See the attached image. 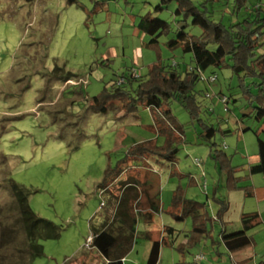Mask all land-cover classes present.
Listing matches in <instances>:
<instances>
[{
  "label": "rangeland",
  "instance_id": "rangeland-1",
  "mask_svg": "<svg viewBox=\"0 0 264 264\" xmlns=\"http://www.w3.org/2000/svg\"><path fill=\"white\" fill-rule=\"evenodd\" d=\"M191 1L227 26L252 18L256 5L264 9V0H245L238 9V0ZM147 11L172 24L170 33L150 45L151 37L137 25ZM190 22L175 0L162 9L161 0H0V263L18 260L24 241L9 210L13 195L8 180L13 179L32 191L28 196L32 210L55 225L38 226L43 255L27 256V264H79L81 259L101 264L102 257L86 244L92 235L89 219L106 203L99 185L106 169L117 166L131 145L154 138L155 133L142 126L153 122L148 108L125 113L121 103L112 100L105 112L96 111L92 97L118 77H129L133 69L137 79L144 78L158 61L183 71L197 46L187 43L170 49L164 42L182 26L188 33L200 34ZM211 71L217 74L214 82L199 78L196 83L202 101L198 115L218 128L213 138L216 148L230 165L242 166L238 175L243 174L257 157L256 136L248 128L262 130L264 124L239 94L231 69L211 66L204 74ZM222 94H233L236 101L226 107L219 99ZM171 106L184 124L175 166L152 156L127 161L111 186V193L120 194L128 180L141 178L147 162L160 172L162 210L150 223H138L140 232L124 264H145L150 238L160 239L164 232L160 264H232L230 253L216 242L225 223L207 221L210 236L181 254L177 247L186 241L191 218L175 219L170 213L177 189L186 198L206 203L212 217L226 208L224 220L261 221L251 231L252 249L255 261L264 262V174L249 177L253 195L230 189L218 151L199 136L198 122H189L179 103ZM195 157L201 166L193 162Z\"/></svg>",
  "mask_w": 264,
  "mask_h": 264
},
{
  "label": "trees",
  "instance_id": "trees-1",
  "mask_svg": "<svg viewBox=\"0 0 264 264\" xmlns=\"http://www.w3.org/2000/svg\"><path fill=\"white\" fill-rule=\"evenodd\" d=\"M171 1L173 0H161V9L167 7ZM175 1L182 6L185 16H190V24L198 26L201 32L191 34L182 26L176 36L166 40L164 45L170 49L187 43L197 46L193 51L191 64L180 71L177 67L158 61L152 65L144 78L137 79L131 71L129 77L125 78L126 83L118 85L115 81L110 88L104 86L100 94L92 97L91 106L96 111L105 112L112 100H118L125 113L136 111L140 106L148 108L153 122L142 126L155 133L154 138L131 145L117 166L106 169L104 179L99 185L106 194V203L101 212L90 217L89 227L92 232L90 247L102 257L101 264H124V258L132 250L140 232L138 223H150L152 215L160 214L162 210L160 172L146 160L152 156L162 164L167 162L171 167L175 166L180 151L178 144L184 141V124L180 123L174 114L171 106L173 102L179 103L187 110L189 122H198L200 126L199 136L218 151L217 157L222 160L230 189L242 190L248 196L253 195L255 187L248 182L249 177L264 174V129L248 128L252 129L256 136L257 157L254 162H249L245 173L238 175L244 168L240 165H230L229 158L221 149L216 148L218 145L213 141L218 128L199 118L202 101L198 98L195 88L199 71L204 72L211 66L229 67L237 77L239 94L253 106L255 119L264 124V9L261 5H256L253 7L252 18L244 17L227 26L215 20L191 0ZM244 2L245 0H238L236 9ZM137 25L151 37L149 45L157 43L161 35L172 31V24L152 11L140 15ZM227 98L226 107L231 100L236 101L233 94ZM159 138H162L161 143L158 142ZM143 158L146 159L147 165L143 166L141 178L138 181L128 180L120 194L111 193V186L125 170L124 164ZM8 187L13 195L12 205L9 207L13 213V223L24 233V241L18 252L20 258L12 261V264H27V256L43 255V245L39 243L36 235L38 226L43 224L54 228L55 225L32 210L28 202V196L32 193L30 189L13 179L8 180ZM223 203L227 204V201ZM225 210L226 208H221L217 215L212 217L206 203L186 198L181 190H175L170 213L175 219L186 216L191 218V228L187 231L186 241L177 247L182 255L210 236L207 221L224 224ZM257 224V221L247 223L243 228L231 231L220 229L216 242L222 243L230 253L232 264H254V234L251 231ZM150 240L145 264H157L161 242L159 238ZM87 260L81 259L79 264H90Z\"/></svg>",
  "mask_w": 264,
  "mask_h": 264
},
{
  "label": "built area",
  "instance_id": "built-area-1",
  "mask_svg": "<svg viewBox=\"0 0 264 264\" xmlns=\"http://www.w3.org/2000/svg\"><path fill=\"white\" fill-rule=\"evenodd\" d=\"M132 74H133L134 76H136V75H137V71H136L135 69H133V70H132ZM198 74H199V78H201V79H205V80H206L207 82H209V83H210V82H214V81L217 79V74H216V73H210V74H208V75H205L204 72L199 71ZM116 83H117L118 85H121V84L126 83V79H125V77H123V76L118 77V79L116 80ZM206 96L208 97L209 94H206ZM219 99H220L223 103H226L227 100H228L227 96L224 95V94L219 95ZM224 146H225V145H224ZM193 162H194L197 166H201V162H200V159H199V158H197V157L193 158ZM89 239H90V241H87V242H86V244H87L88 246H90V243H91V237H89ZM201 257H202L201 255H197V259H198V260L201 259Z\"/></svg>",
  "mask_w": 264,
  "mask_h": 264
},
{
  "label": "crops",
  "instance_id": "crops-1",
  "mask_svg": "<svg viewBox=\"0 0 264 264\" xmlns=\"http://www.w3.org/2000/svg\"><path fill=\"white\" fill-rule=\"evenodd\" d=\"M255 160H256V158H255ZM155 215H159V214H155ZM155 215H152V220H153V218L155 217ZM224 220V219H223ZM258 222V224H257V226L258 225H261V221H257ZM224 223L225 224H228L229 225V223H230V226H228V225H224L222 228L224 229V230H226V231H231V230H237V229H241V228H243V226L245 225V224H247V223H251V222H240L239 220H234V219H230V218H227V220H224ZM140 231V230H139ZM142 233V232H141ZM143 234V233H142ZM160 239H162V240H164V239H167V236L165 235V232L164 233H162V235H161V238ZM151 241V240H150ZM160 242H161V240H160ZM167 243H169V240H167ZM150 245H151V243H150ZM161 247H162V243H161ZM150 249V248H149ZM160 253H161V248H160ZM159 259H160V254H159ZM253 262H254V264H264V262L263 261H260L259 263H257L256 261H255V259H254V257H253ZM157 264H160V262H159V260H158V263Z\"/></svg>",
  "mask_w": 264,
  "mask_h": 264
}]
</instances>
